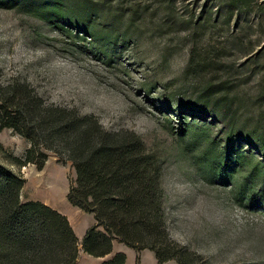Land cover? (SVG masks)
<instances>
[{"label": "rangeland", "instance_id": "1", "mask_svg": "<svg viewBox=\"0 0 264 264\" xmlns=\"http://www.w3.org/2000/svg\"><path fill=\"white\" fill-rule=\"evenodd\" d=\"M82 1L0 0V84L24 80L49 102L137 132L162 160L171 238L207 264H264V152L247 138L264 130V0H85L101 7L94 14ZM206 92L213 113L189 105ZM0 142L16 155L29 145L7 127ZM47 152L38 176L20 168V201L58 200L60 176L75 178ZM138 257L156 264L149 249Z\"/></svg>", "mask_w": 264, "mask_h": 264}, {"label": "trees", "instance_id": "2", "mask_svg": "<svg viewBox=\"0 0 264 264\" xmlns=\"http://www.w3.org/2000/svg\"><path fill=\"white\" fill-rule=\"evenodd\" d=\"M92 1L79 6L94 14L101 7ZM89 28L83 30L94 35ZM209 97L206 92L189 105L212 112ZM4 127L29 145L16 155L0 142L1 155L17 168L0 161V264H78V238L67 217L43 201L19 198L25 182L20 168L33 163L41 169L48 150L62 164L71 162L76 176L69 181L67 199L96 220L81 238L86 253L103 256L117 238L135 250H152L157 264H207L200 253L171 238L160 181L162 160L137 132L106 128L93 113L49 102L17 78L0 84V129ZM234 136L240 133L228 131L229 138ZM247 138L264 152V130L251 131ZM125 259V252L116 251L99 264H123ZM136 260L139 264L138 255Z\"/></svg>", "mask_w": 264, "mask_h": 264}, {"label": "crops", "instance_id": "3", "mask_svg": "<svg viewBox=\"0 0 264 264\" xmlns=\"http://www.w3.org/2000/svg\"><path fill=\"white\" fill-rule=\"evenodd\" d=\"M48 161H49V159H47L46 162H48ZM46 164L47 163H45L43 168L40 170H37L35 164H33V163H28L24 167L26 169H29L31 174H33V175L35 174L34 176H38L37 174L42 173L47 169ZM25 177L27 178V181H28V177L27 176H25ZM60 177H61V180H59V184L56 186V190H55L59 194L58 200L46 199V197H47L46 195L44 197L40 198L39 200H41L44 203H46V204L52 206L53 208L57 209L58 211H60L61 213H63L67 217L71 227L73 228L74 233L76 234V236L78 238V245L80 244V246L78 248L77 262L79 264H99L102 260L112 256V254H114L116 251H123L126 254V259H125V262L123 264H126L130 254H131V250L129 249L130 246L127 247L128 245H126L122 241H119L117 238L113 239L112 250L103 256H95V255L86 253L82 249L81 238H82L83 234L85 233V230L87 229V227L89 225L95 223L96 220H95L92 212L85 211V210L79 208L78 206L69 203L67 196H66L68 189H69V183L67 184V180L65 178H63L62 176H60ZM45 180H47V182H50V184H53V182L55 183V181H56V180L52 179V177H48ZM27 181H25L24 185L21 188V191H20L21 196H22V189H24V186L26 185ZM33 199H36V198H33ZM55 199H57V198H55ZM99 227H101V226H99ZM132 249H134V248H132ZM146 249H148V248H143L140 250L134 249L135 255L137 253L141 259V256ZM153 254H154V252H153ZM80 257H82L84 262L80 261ZM140 264H142V261L140 262ZM156 264H157V262H156Z\"/></svg>", "mask_w": 264, "mask_h": 264}]
</instances>
